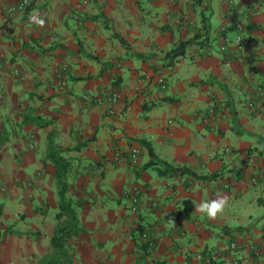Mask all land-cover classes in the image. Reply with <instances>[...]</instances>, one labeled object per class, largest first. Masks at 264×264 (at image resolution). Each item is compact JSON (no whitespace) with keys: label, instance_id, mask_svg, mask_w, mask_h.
Returning a JSON list of instances; mask_svg holds the SVG:
<instances>
[{"label":"crops","instance_id":"1","mask_svg":"<svg viewBox=\"0 0 264 264\" xmlns=\"http://www.w3.org/2000/svg\"><path fill=\"white\" fill-rule=\"evenodd\" d=\"M20 1L0 0V264L48 255L59 204L57 168L47 160L53 130L63 150L87 144L66 154L74 159L69 195L83 202L86 229L69 242L72 264H191L209 249L226 252L224 264H258L252 248H264V97L257 93L264 90V0H38L28 14H8ZM101 11L109 27L86 21ZM235 21L248 42L240 53ZM189 40L194 45L169 65L167 54ZM103 63L114 67L101 76ZM64 65L69 72L60 77ZM84 77L90 79L74 80ZM113 94L120 96L114 115L109 105L82 100ZM29 116L54 125L24 124ZM140 140L175 167L220 175L162 178L144 169L151 157ZM135 147L138 165L115 161ZM213 200L223 205L209 217L199 205ZM14 207L21 220L36 223L23 236L4 233L15 227L1 223ZM143 232L157 242L148 255ZM44 235L50 244L20 252ZM233 241L238 252L229 250Z\"/></svg>","mask_w":264,"mask_h":264},{"label":"trees","instance_id":"2","mask_svg":"<svg viewBox=\"0 0 264 264\" xmlns=\"http://www.w3.org/2000/svg\"><path fill=\"white\" fill-rule=\"evenodd\" d=\"M97 2V0H93ZM28 8L25 14H28L32 8ZM100 9H102L100 7ZM86 21H102L107 27H109L105 14L101 13L92 18H86ZM203 28L208 32L211 27L207 23L206 18H203ZM113 36L118 39L123 46H127L126 41L120 35L114 33ZM194 40H189L177 44L168 54L170 62L169 65H173L177 59L183 57L186 54L188 48L194 45ZM91 57V56H90ZM93 57V56H92ZM94 60L98 63H102L96 57ZM113 64H104L101 68V76L105 74L106 71L113 69ZM90 77L77 78L75 81H84L88 80ZM24 124H33L35 126L45 128L54 125V121L43 118L41 116H29L25 117L23 120ZM58 137L57 133L53 130L48 137V153L47 160L52 161L57 168V183L59 187V204L58 212L55 215V219L58 222L54 235L51 239L52 253L46 255L39 264H72L73 258L71 254V249L69 242L72 238L79 236L81 233L86 232L85 227L79 218L80 209L83 207V202L74 199L69 195V184L68 177L69 173L73 167L74 159L68 158L66 154L71 152L81 151L87 144H80L79 146L74 147L73 149L63 150L56 142ZM140 146L146 147L149 151L151 161L146 164L144 167L145 170L153 168L160 177L162 178H172L177 175H189L198 180H209L217 178L220 174L213 176H198L193 171L187 167H175L161 159H159L151 146V144L145 140L138 141ZM190 202V201H189ZM6 235H16L23 236L22 232L16 231L14 228H9L4 232ZM144 233V232H143ZM28 237L38 236L25 234ZM143 236V234H142ZM153 241H156L153 239ZM141 250L148 255L150 253V248L147 243H141Z\"/></svg>","mask_w":264,"mask_h":264},{"label":"built area","instance_id":"3","mask_svg":"<svg viewBox=\"0 0 264 264\" xmlns=\"http://www.w3.org/2000/svg\"><path fill=\"white\" fill-rule=\"evenodd\" d=\"M38 2V0H21L18 4L9 7L8 14H14V13H26L29 7L35 5ZM235 29L239 32L237 38L235 39L234 43L237 48V53L242 52L245 47L248 45L247 40L245 39L243 35V25L239 21L234 22ZM228 42V40H226ZM227 47L224 46L222 48V51L226 52ZM2 66V60L0 58V68ZM69 72V67L67 65H64L58 72V76L64 77ZM159 82L161 84H164V80L160 79ZM258 96L264 97V90L262 88L258 89ZM82 100L87 104H94L99 107H103L106 105L110 106V113L111 115L116 114V110L114 109V106H116L120 102V96L118 94H113L110 97L105 96H89L84 95L82 97ZM249 107L254 109L255 104L254 101L249 102ZM140 154L141 151L139 148L135 147L133 148L128 156H125L122 153H118L115 156V161L122 162L123 160L127 159L132 165H138L140 162ZM254 183H256V180H254ZM140 197L141 192L136 189L132 192L130 198L132 201L131 209L133 213L139 212V204H140ZM153 236L149 232H144L142 236V240L144 243H147L149 245L150 250H154L156 248L157 242L153 241ZM240 249V245L237 242H232L230 244L229 250L230 252H238ZM255 252V258L258 260V264H264L261 260L264 256V248L260 246H255L252 248ZM227 253L220 250V249H209L203 252H199L196 255H194L193 260L191 261V264H224L225 261V255ZM235 264H241L240 259L234 260Z\"/></svg>","mask_w":264,"mask_h":264},{"label":"rangeland","instance_id":"4","mask_svg":"<svg viewBox=\"0 0 264 264\" xmlns=\"http://www.w3.org/2000/svg\"><path fill=\"white\" fill-rule=\"evenodd\" d=\"M50 192L57 198V191H56L55 180L53 182V186L50 187ZM50 211L54 215L57 212V210H56L55 207H51L50 208ZM35 217H37V216H35ZM1 223H2V225L4 224L5 226H7V225H14L15 224L14 229L16 231H19V232H29V231H32V229L36 226V223H30V221H28L26 219H24V220L22 219L21 220L20 216L18 215V212H17V208L16 207L11 208L10 212L8 213V216L5 217ZM12 239H15V237L14 238H10L9 241H13ZM40 243H49L50 244V239L48 240V238L44 235L41 241H30V243H29V249L23 248L22 250H20V252H25V253L26 252H30L31 253L34 249H39V244ZM52 250H53L52 249V246L49 245V249H48L47 254H50L52 252ZM22 261L25 262L26 260H22L21 259V262ZM37 261H40V259H36L35 261H33V263L35 264Z\"/></svg>","mask_w":264,"mask_h":264},{"label":"clouds","instance_id":"5","mask_svg":"<svg viewBox=\"0 0 264 264\" xmlns=\"http://www.w3.org/2000/svg\"><path fill=\"white\" fill-rule=\"evenodd\" d=\"M223 205L222 200H213L211 202H203L199 205V210L205 212L209 217L217 215Z\"/></svg>","mask_w":264,"mask_h":264}]
</instances>
